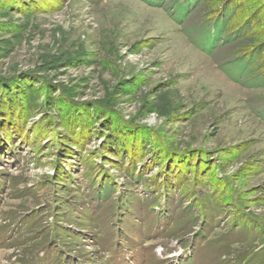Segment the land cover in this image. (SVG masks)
I'll list each match as a JSON object with an SVG mask.
<instances>
[{
    "label": "rangeland",
    "instance_id": "1",
    "mask_svg": "<svg viewBox=\"0 0 264 264\" xmlns=\"http://www.w3.org/2000/svg\"><path fill=\"white\" fill-rule=\"evenodd\" d=\"M224 1L0 0V264H264V13L204 49Z\"/></svg>",
    "mask_w": 264,
    "mask_h": 264
},
{
    "label": "trees",
    "instance_id": "2",
    "mask_svg": "<svg viewBox=\"0 0 264 264\" xmlns=\"http://www.w3.org/2000/svg\"><path fill=\"white\" fill-rule=\"evenodd\" d=\"M196 1V0H195ZM254 2V1H253ZM251 2L249 0H242L239 2H229L228 0L224 1V4L221 8V10L225 9V12L221 13L219 12V14H217L218 16L215 17V21H214V26L212 27L214 31H216V36L214 35H210V30L207 29L205 32V37H206V42L207 44L204 45L201 43H198L199 45L202 46V48H206L207 50L210 48L214 47V41L216 39L218 40H223V39H228L226 37H222L223 33L227 30V22L226 19L224 17H226L229 14H233L240 10H243L244 12H246V16L249 18L251 23H256L257 25H261V15L264 13V0H259V2L254 6L253 4L250 5ZM252 6V7H251ZM218 11V10H215ZM224 19V20H223ZM247 27L246 29L248 30L247 34L248 36H246V44H244V47L246 46H251L255 48H259L260 50L264 47V25H262L260 28H258L257 30H251L252 24H249V26H245ZM260 35H262L261 37H263V41L257 43L256 41H258L257 39L260 37ZM230 40V37H229ZM205 46V47H204ZM256 49V50H257ZM210 52V51H209ZM232 74V73H230ZM237 75V77L235 79H239L238 77H240L241 75H243L242 71H239L237 73H235ZM251 85H264V78H258L257 81H255L254 83H252Z\"/></svg>",
    "mask_w": 264,
    "mask_h": 264
}]
</instances>
